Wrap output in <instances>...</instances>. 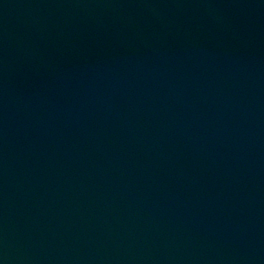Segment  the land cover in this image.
Instances as JSON below:
<instances>
[{
    "label": "water",
    "instance_id": "obj_1",
    "mask_svg": "<svg viewBox=\"0 0 264 264\" xmlns=\"http://www.w3.org/2000/svg\"><path fill=\"white\" fill-rule=\"evenodd\" d=\"M0 264H264V0H0Z\"/></svg>",
    "mask_w": 264,
    "mask_h": 264
}]
</instances>
